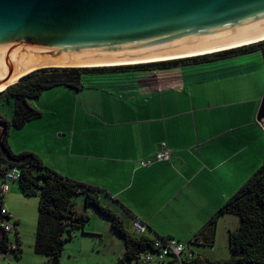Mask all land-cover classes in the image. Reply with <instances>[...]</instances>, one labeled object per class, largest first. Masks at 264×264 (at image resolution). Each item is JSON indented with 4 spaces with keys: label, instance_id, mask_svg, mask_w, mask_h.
I'll use <instances>...</instances> for the list:
<instances>
[{
    "label": "crops",
    "instance_id": "crops-1",
    "mask_svg": "<svg viewBox=\"0 0 264 264\" xmlns=\"http://www.w3.org/2000/svg\"><path fill=\"white\" fill-rule=\"evenodd\" d=\"M238 66L216 62L177 71L87 75L81 91L57 87L29 101L47 102L37 109L42 118L9 135L21 136L26 142L21 152L36 154L46 169L92 188L132 233L141 221L150 239L195 242L197 255L226 262L232 257L229 236L239 229V217L219 216L215 235L195 240L251 178L252 136L263 135L254 121L262 95L250 99L251 86ZM34 133L38 136L31 143ZM10 146L14 150L11 141ZM164 149L172 152L170 162L140 168L141 160ZM8 185L2 206L10 219L0 215V220L17 226L14 202L27 196L18 182ZM75 204L76 210L87 209L109 222L120 235L110 219L86 206L85 197L81 206ZM3 235L0 228V241ZM221 250L226 254L221 256ZM20 251L0 259L8 256L20 263L22 245Z\"/></svg>",
    "mask_w": 264,
    "mask_h": 264
},
{
    "label": "water",
    "instance_id": "water-1",
    "mask_svg": "<svg viewBox=\"0 0 264 264\" xmlns=\"http://www.w3.org/2000/svg\"><path fill=\"white\" fill-rule=\"evenodd\" d=\"M261 41L264 0H0V87L45 68L164 62ZM256 122L264 129V94ZM0 129L2 145L1 120Z\"/></svg>",
    "mask_w": 264,
    "mask_h": 264
},
{
    "label": "trees",
    "instance_id": "trees-1",
    "mask_svg": "<svg viewBox=\"0 0 264 264\" xmlns=\"http://www.w3.org/2000/svg\"><path fill=\"white\" fill-rule=\"evenodd\" d=\"M258 52L264 59V41L217 53L164 62L117 67L45 68L25 76L17 84L1 92L0 100L3 98L13 100L14 114L12 121L9 122L0 113V120L6 126L2 145L0 144V177L2 179L4 173L9 170L5 164L12 167L18 166L21 170V178L17 182L20 184L22 192L27 197L39 198L35 254L47 258L50 264H59L66 244L73 241L77 231H83L91 222L92 217L87 209L76 210L75 198L78 196L85 197L87 207L95 208L101 217L110 219L114 229L125 239L126 250L118 260V264H127L140 251L151 249L154 240L128 230L125 220L110 207L104 206L98 193H94L92 188L65 179L46 169L36 154L15 155L13 153L8 144L10 131L22 130L27 123L42 118V113L32 107L29 101L37 100L44 92L57 87L81 91L84 87L83 78L87 75L168 71L226 61ZM1 136L2 131H0V141ZM6 155L10 156L13 162L8 163ZM3 200L2 198L0 201L2 210L4 209ZM221 215H234L240 218L239 229L230 233L229 236L231 259L226 262H215L198 255L192 262L186 264H264V164L224 205L209 227L197 237L198 240L204 241L209 236L215 235L216 220ZM7 219H10L9 216ZM7 223L4 222V224ZM3 233L0 241V255L12 252L9 249L12 246L10 236L8 233ZM16 238L15 253L19 255L21 241L17 233ZM158 238L161 237L158 236ZM168 262L177 264L174 260H168Z\"/></svg>",
    "mask_w": 264,
    "mask_h": 264
},
{
    "label": "rangeland",
    "instance_id": "rangeland-1",
    "mask_svg": "<svg viewBox=\"0 0 264 264\" xmlns=\"http://www.w3.org/2000/svg\"><path fill=\"white\" fill-rule=\"evenodd\" d=\"M228 62L229 65H239L237 67L240 74H244L246 77L247 83L251 86V97L250 99L259 98V95L264 94V59L260 52L228 59L226 61H221L220 63ZM193 67V66H191ZM183 68V67H182ZM180 69V68H179ZM174 69L173 71H177ZM162 72V71H157ZM172 72V71H170ZM233 74H237L233 71ZM139 73V72H131ZM139 76V75H133ZM116 77H121L120 75ZM53 91V90H51ZM50 92V91H48ZM255 92V94H254ZM236 99V97H235ZM11 100V99H10ZM9 99H1L0 113L1 115L8 120L12 121L14 114L13 101L10 102ZM261 102V101H260ZM32 107L38 109L42 104H47L46 101L41 102H32L30 103ZM252 106H255V103L251 102ZM43 106V105H42ZM260 106V104H259ZM259 106L257 112L259 110ZM39 110V109H38ZM255 116V123H256ZM258 124V123H257ZM258 128L262 130L263 135L260 138H253L252 136V145H251V162L249 164V178L257 171L261 165L264 164V129L258 124ZM255 130V128H252ZM22 132V130H18ZM12 132V133H11ZM10 133L14 134V130ZM38 134L34 133L29 137V141L32 143L37 138ZM10 141L14 147L13 153L15 155L23 154L21 152L22 146L26 144L24 139L21 136H11L9 135V145ZM28 143V142H27ZM11 147V146H10ZM12 149V148H11ZM248 177V176H247ZM0 184L2 181L0 180ZM239 189V188H238ZM82 197L78 196L75 198L77 206L82 205ZM3 196L0 194V201ZM20 200H15V210L14 213L17 215L20 220V224L15 226L14 222L11 220L10 225L12 226V232H9L10 240L13 244H16V233L18 232L20 236V241L23 249L22 262L18 263L16 260L7 256V259H0V264H29L31 261L40 262L45 257H39L34 254L33 246L36 243V233L38 226V203L39 199L34 197H21ZM4 202V200H3ZM91 222L86 226V230L77 231L74 235L73 241L66 244L62 256L60 258L59 264H118L119 258L124 253V242L123 238L120 237L116 232L112 230V226L109 222L101 219L97 216H92ZM97 218V219H96ZM240 220V218L238 219ZM240 223V222H239ZM96 231V232H90ZM97 233V234H94ZM12 244V245H13ZM193 250L198 253L196 247ZM220 255L223 256L226 254V250L219 251ZM10 255V254H8ZM8 260H12L8 262ZM21 261V260H20ZM44 262V264H50ZM36 264V263H35Z\"/></svg>",
    "mask_w": 264,
    "mask_h": 264
},
{
    "label": "built area",
    "instance_id": "built-area-1",
    "mask_svg": "<svg viewBox=\"0 0 264 264\" xmlns=\"http://www.w3.org/2000/svg\"><path fill=\"white\" fill-rule=\"evenodd\" d=\"M172 152L168 149L160 150L153 156L145 158L139 162L140 168L150 169L160 163H168L171 161ZM9 170L3 175V184L0 188V194L9 191V182H17L21 178V170L18 166L8 167ZM2 215L10 216L6 209L1 210ZM1 229L9 233L13 230L12 226L4 222L1 224ZM134 232L139 236H144L147 233V227L141 221L134 224ZM152 248H147L140 251L135 258L127 264H167L168 260H174L177 264H186L192 262L197 254L193 250L195 242L183 243L172 238H154ZM199 241V240H195ZM17 243V240H16ZM192 243V244H190ZM197 243V242H196ZM10 251L17 249L16 244L12 245Z\"/></svg>",
    "mask_w": 264,
    "mask_h": 264
},
{
    "label": "bare ground",
    "instance_id": "bare-ground-1",
    "mask_svg": "<svg viewBox=\"0 0 264 264\" xmlns=\"http://www.w3.org/2000/svg\"><path fill=\"white\" fill-rule=\"evenodd\" d=\"M236 48H239V47H236ZM230 49H233V48H230ZM230 49H225V50H230ZM225 50L214 51V52H209V53H204V54H198V55H193V56H188V57L202 56V55L217 53V52H221V51H225ZM188 57H182V58H188ZM177 59H180V58H177ZM154 62H159V61H154ZM146 63H152V62H146ZM130 64L135 65V64H140V63H130ZM107 66H109V65H107ZM13 80H17V78L12 79V81ZM12 81L10 83H13ZM6 88H7V86L0 87V93L3 92V91H5Z\"/></svg>",
    "mask_w": 264,
    "mask_h": 264
},
{
    "label": "clouds",
    "instance_id": "clouds-1",
    "mask_svg": "<svg viewBox=\"0 0 264 264\" xmlns=\"http://www.w3.org/2000/svg\"><path fill=\"white\" fill-rule=\"evenodd\" d=\"M2 210V209H1ZM1 215H2V213H1ZM3 222H5V220L4 221H2L1 222V224L3 223ZM0 228H1V225H0ZM2 230V229H1ZM2 232H4L3 230H2ZM6 233V232H5ZM13 244V243H12ZM14 245V244H13ZM15 252V251H14ZM11 253V252H10ZM198 256V255H197Z\"/></svg>",
    "mask_w": 264,
    "mask_h": 264
}]
</instances>
